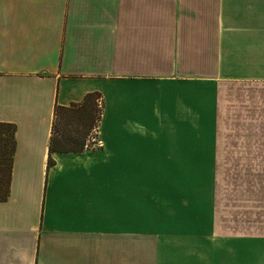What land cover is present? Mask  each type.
Masks as SVG:
<instances>
[{
  "label": "crops",
  "instance_id": "0c3cea01",
  "mask_svg": "<svg viewBox=\"0 0 264 264\" xmlns=\"http://www.w3.org/2000/svg\"><path fill=\"white\" fill-rule=\"evenodd\" d=\"M89 93L99 148L49 166ZM0 122V264H264V0H0Z\"/></svg>",
  "mask_w": 264,
  "mask_h": 264
},
{
  "label": "trees",
  "instance_id": "16d2710c",
  "mask_svg": "<svg viewBox=\"0 0 264 264\" xmlns=\"http://www.w3.org/2000/svg\"><path fill=\"white\" fill-rule=\"evenodd\" d=\"M98 97L95 93H89L80 104L56 106L49 143V166L55 163L53 158L55 152L95 151L89 142L93 129L101 122L102 112L97 103ZM15 133V124L0 122V201L7 200L11 192V175L17 142Z\"/></svg>",
  "mask_w": 264,
  "mask_h": 264
},
{
  "label": "rangeland",
  "instance_id": "374dc122",
  "mask_svg": "<svg viewBox=\"0 0 264 264\" xmlns=\"http://www.w3.org/2000/svg\"><path fill=\"white\" fill-rule=\"evenodd\" d=\"M97 126H98V124H96ZM99 127H100V124H99V126L98 127H96L95 129H93V131H92V133H91V137H90V142H89V144L91 145V147L93 148V150H96L97 148H99V144H98V132H99ZM93 139L95 140V142H92L93 141ZM155 241V240H154ZM157 243H159V241H157ZM172 243L173 244H176L177 243V241L175 240V239H173V238H171V245H170V249L173 247L172 246ZM154 245H156L155 243H154ZM160 259H163L164 261H165V263L164 264H176L175 263V261H176V258H174L172 255H166V256H163V257H160V255L159 256H157V258L155 257V256H153V263L152 264H160V262H158V263H156L157 261H159Z\"/></svg>",
  "mask_w": 264,
  "mask_h": 264
},
{
  "label": "built area",
  "instance_id": "2783aa9c",
  "mask_svg": "<svg viewBox=\"0 0 264 264\" xmlns=\"http://www.w3.org/2000/svg\"><path fill=\"white\" fill-rule=\"evenodd\" d=\"M92 142H95V140L93 139V141ZM96 143V142H95ZM101 142L100 141H98V144H100Z\"/></svg>",
  "mask_w": 264,
  "mask_h": 264
}]
</instances>
